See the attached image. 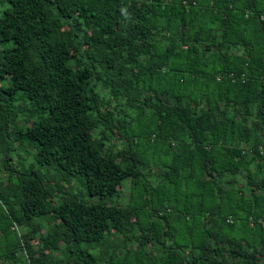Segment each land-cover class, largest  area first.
<instances>
[{
	"label": "trees",
	"instance_id": "1",
	"mask_svg": "<svg viewBox=\"0 0 264 264\" xmlns=\"http://www.w3.org/2000/svg\"><path fill=\"white\" fill-rule=\"evenodd\" d=\"M262 17L0 0V264H264Z\"/></svg>",
	"mask_w": 264,
	"mask_h": 264
},
{
	"label": "rangeland",
	"instance_id": "2",
	"mask_svg": "<svg viewBox=\"0 0 264 264\" xmlns=\"http://www.w3.org/2000/svg\"><path fill=\"white\" fill-rule=\"evenodd\" d=\"M11 46V43H7V44H0V49H5V48H9ZM12 148H18L19 147V141L18 140H12ZM25 151V152H24ZM12 154V157L16 160V156H17V150L15 151H12L11 152ZM29 154H32V150L25 146L24 147V150H23V156H25V158L28 156ZM5 156V148L3 149L2 145L0 147V163H1V160L4 158ZM29 164V163H28ZM6 174L4 175L3 171L1 170V164H0V181H5L6 179ZM75 183V182H74ZM71 193L73 196H76L77 199L82 202V203H85V204H94V203H97V202H100L98 201V199L96 197H90L86 194L83 186L79 183H76L74 185H72V188H71ZM130 189L128 190V188H125L121 193H120V196L119 197H115V199H112V200H108V203H112L113 205H122L124 203L127 202V200L130 199ZM102 202H106V200H102ZM20 231V230H19ZM81 248L82 250H89L90 253H95L97 250H95V248L97 247H94V246H86L84 244L81 245Z\"/></svg>",
	"mask_w": 264,
	"mask_h": 264
},
{
	"label": "built area",
	"instance_id": "3",
	"mask_svg": "<svg viewBox=\"0 0 264 264\" xmlns=\"http://www.w3.org/2000/svg\"><path fill=\"white\" fill-rule=\"evenodd\" d=\"M261 19L264 20V17H262Z\"/></svg>",
	"mask_w": 264,
	"mask_h": 264
}]
</instances>
